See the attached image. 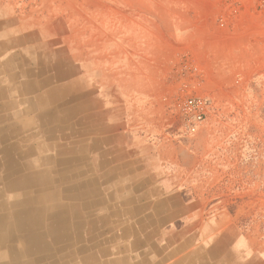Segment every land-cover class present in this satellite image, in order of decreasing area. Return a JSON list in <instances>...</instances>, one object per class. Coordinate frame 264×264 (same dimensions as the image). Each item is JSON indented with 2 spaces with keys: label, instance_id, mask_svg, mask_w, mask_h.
<instances>
[{
  "label": "crops",
  "instance_id": "obj_1",
  "mask_svg": "<svg viewBox=\"0 0 264 264\" xmlns=\"http://www.w3.org/2000/svg\"><path fill=\"white\" fill-rule=\"evenodd\" d=\"M198 3L0 0V264H264L166 135L183 49L264 76V0L186 27Z\"/></svg>",
  "mask_w": 264,
  "mask_h": 264
},
{
  "label": "rangeland",
  "instance_id": "obj_2",
  "mask_svg": "<svg viewBox=\"0 0 264 264\" xmlns=\"http://www.w3.org/2000/svg\"><path fill=\"white\" fill-rule=\"evenodd\" d=\"M110 1L115 3V0ZM138 1L126 0V3L134 5ZM196 1L203 8H208L206 12L197 7L175 15L191 21L186 27L195 26L203 18L217 25L220 0H158V4L196 5ZM143 3L150 4L152 0H143ZM81 47L85 50V45ZM177 56L176 66L180 71L174 78L166 104V116L172 122L171 128L166 129V135L173 140L176 151L188 148L190 163L196 168L193 176L200 177L208 196L226 212L236 216L241 226H253L264 233V76L255 75L238 81L236 77L234 80L220 78L215 74L216 65H212L206 74L202 63L188 48ZM185 56H189L199 69L200 77L189 73ZM263 67L264 61H257L254 70L259 72L258 68ZM182 91L211 99L208 118L194 134L185 132L176 113Z\"/></svg>",
  "mask_w": 264,
  "mask_h": 264
},
{
  "label": "built area",
  "instance_id": "obj_3",
  "mask_svg": "<svg viewBox=\"0 0 264 264\" xmlns=\"http://www.w3.org/2000/svg\"><path fill=\"white\" fill-rule=\"evenodd\" d=\"M240 12V0H220V15L217 19V25L224 28L235 14ZM185 66L189 69L191 75L200 77V71L194 66L189 56H185ZM176 105V113L182 121L185 132L194 134L206 122L211 110V99L199 94H182Z\"/></svg>",
  "mask_w": 264,
  "mask_h": 264
},
{
  "label": "bare ground",
  "instance_id": "obj_4",
  "mask_svg": "<svg viewBox=\"0 0 264 264\" xmlns=\"http://www.w3.org/2000/svg\"><path fill=\"white\" fill-rule=\"evenodd\" d=\"M47 96V95H46ZM53 108V107H52ZM29 117V116H28ZM16 133V132H15ZM80 160V159H79ZM76 164V163H75ZM55 168V167H54ZM78 187V186H77ZM87 188H88V186H87ZM74 192V191H73ZM33 194V193H32ZM26 200V199H25ZM62 230V229H61ZM1 244H2V242H1ZM74 248V247H73ZM60 250V249H59ZM61 256V255H60Z\"/></svg>",
  "mask_w": 264,
  "mask_h": 264
}]
</instances>
